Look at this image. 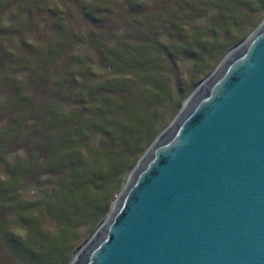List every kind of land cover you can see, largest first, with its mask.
<instances>
[{"label":"rangeland","instance_id":"374dc122","mask_svg":"<svg viewBox=\"0 0 264 264\" xmlns=\"http://www.w3.org/2000/svg\"><path fill=\"white\" fill-rule=\"evenodd\" d=\"M263 19L264 0H0V264H29L17 249L44 247L31 225L57 235L68 214L52 206L80 189L70 263L148 147L134 156L138 142ZM117 150L133 163L95 215L89 174L109 175Z\"/></svg>","mask_w":264,"mask_h":264},{"label":"water","instance_id":"95a60500","mask_svg":"<svg viewBox=\"0 0 264 264\" xmlns=\"http://www.w3.org/2000/svg\"><path fill=\"white\" fill-rule=\"evenodd\" d=\"M69 264H264V19L151 141Z\"/></svg>","mask_w":264,"mask_h":264},{"label":"trees","instance_id":"16d2710c","mask_svg":"<svg viewBox=\"0 0 264 264\" xmlns=\"http://www.w3.org/2000/svg\"><path fill=\"white\" fill-rule=\"evenodd\" d=\"M152 135V130L151 133L147 136V138L143 141L138 142V146L135 147L132 151H134V156H135V152H139L141 151L142 146L146 147L151 143V141L153 140ZM129 150V152L131 151ZM143 152V150H142ZM118 153H120L118 150L115 153L116 157L118 158V160L116 159L117 162H115L114 164H116L114 166V169L109 171V175L105 176V178L101 175H97L96 178H94L92 176V174H89L91 177L90 180V184H92L93 187V192L95 193L92 196V199L90 202H92V206H90V208L93 207V211L95 212V215H101L104 214L102 212H105V204H106V192L110 191V189L112 190V192L110 193L113 194L114 192V187L115 185H117V183L119 182L122 172L124 171V169H127V166H129L130 164H132L133 159L129 160L126 157H123L122 155H119ZM62 154V152H61ZM123 154V153H122ZM115 156V155H114ZM88 160V159H87ZM137 160V159H136ZM86 162V161H85ZM84 162V163H85ZM87 165H91L90 162L87 163ZM78 166V163L77 165ZM74 171V179H77V181L80 182V180L83 177H87V176H82V174L80 175L79 173H75L76 169L73 170ZM73 179V180H74ZM98 179H101V181L99 182ZM80 190V189H79ZM79 190L77 192H66L63 197L58 198V200H55V203L53 204L52 207H55L57 209V213H62L66 215L68 214V216H66L68 218V221L64 220L62 222H66L65 226L61 228V231L57 234V235H50L49 237L45 234H42L41 231L39 230V225L34 224L31 225L32 228L30 229V233L29 235L33 234L34 239L36 238H41L42 241L41 243L44 244V247L40 248V243L36 246V249L34 250V248L32 247H25V245L22 244L21 247H19V249H17L19 251V253L21 254V256H25L26 263L29 264H57L54 260H55V254L57 252H60L61 255L64 254V258L63 260L60 261L59 264H68L69 263V259L71 256V244L70 246H68V249L66 250V252H62L63 250V246L65 244V242L69 241L72 243V238L73 236L77 235V219H74L73 215L67 210H74L76 206L79 207L80 209V202H83L82 200H79V196L81 194H79ZM118 190V189H117ZM62 203L63 207L59 208V203ZM102 203V206H101ZM89 208V209H90ZM98 209V210H97ZM86 211V210H85ZM62 216V215H61ZM8 225V224H7ZM6 225V226H7ZM29 227V225H28ZM39 233H37V231ZM61 235V236H58ZM58 236V237H57ZM46 241V242H44ZM66 253V254H65ZM30 259V260H29Z\"/></svg>","mask_w":264,"mask_h":264}]
</instances>
